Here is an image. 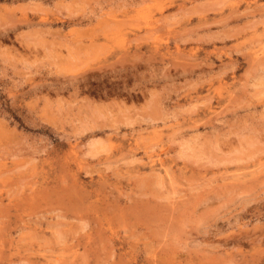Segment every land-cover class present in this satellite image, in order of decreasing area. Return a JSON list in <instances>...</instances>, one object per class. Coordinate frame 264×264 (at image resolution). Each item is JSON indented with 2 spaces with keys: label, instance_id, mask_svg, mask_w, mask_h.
Wrapping results in <instances>:
<instances>
[{
  "label": "rangeland",
  "instance_id": "374dc122",
  "mask_svg": "<svg viewBox=\"0 0 264 264\" xmlns=\"http://www.w3.org/2000/svg\"><path fill=\"white\" fill-rule=\"evenodd\" d=\"M0 264H264V0H0Z\"/></svg>",
  "mask_w": 264,
  "mask_h": 264
},
{
  "label": "bare ground",
  "instance_id": "6f19581e",
  "mask_svg": "<svg viewBox=\"0 0 264 264\" xmlns=\"http://www.w3.org/2000/svg\"><path fill=\"white\" fill-rule=\"evenodd\" d=\"M154 174H155V173H154ZM153 178H154V177H153ZM172 183H173V182H172ZM143 184H144V183H143ZM143 184H142V185H143ZM148 185H149V184H148ZM148 185H147V186H148ZM155 186H156V185H155ZM159 187H160V185H159ZM84 190H85V189H84ZM139 191H140V190H139ZM139 191H138V192H139ZM85 192H86V191H85ZM144 192H145V191H144ZM140 193H141V192H140ZM165 197H166V196H165ZM163 198H164V197H163ZM157 199H158V198H157ZM163 200H166V198L163 199ZM89 209H90V208H89ZM162 210H163V209H162ZM67 214H68V213H67ZM139 214H140V213H139ZM139 214H138V215H139ZM101 241H102V240H101ZM73 246H74V245H73ZM68 257H69V256H68ZM49 260H50V259H49Z\"/></svg>",
  "mask_w": 264,
  "mask_h": 264
}]
</instances>
